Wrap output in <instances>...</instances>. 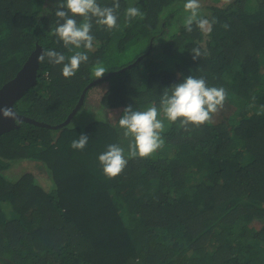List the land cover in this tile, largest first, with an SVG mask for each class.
Segmentation results:
<instances>
[{
    "label": "trees",
    "instance_id": "trees-1",
    "mask_svg": "<svg viewBox=\"0 0 264 264\" xmlns=\"http://www.w3.org/2000/svg\"><path fill=\"white\" fill-rule=\"evenodd\" d=\"M199 1L208 33L195 24L186 31V0H119L117 26L109 31L93 19V48L69 52L50 33L62 0H0V88L37 45L89 57L71 78L62 65L40 62L37 85L14 106L50 125L73 114L67 125L22 122L0 135V264H264V0ZM129 7L142 16L127 21ZM196 47L202 55L193 60ZM97 61L107 69L99 79L108 77L74 112L98 80ZM189 75L224 88L223 107L187 131L161 112L163 147L129 158L118 125L124 109H159L163 91ZM92 104L99 116L72 126ZM82 134L86 147L73 149ZM110 144L128 159L114 179L99 162ZM22 161L34 162L39 177L13 175Z\"/></svg>",
    "mask_w": 264,
    "mask_h": 264
},
{
    "label": "clouds",
    "instance_id": "clouds-1",
    "mask_svg": "<svg viewBox=\"0 0 264 264\" xmlns=\"http://www.w3.org/2000/svg\"><path fill=\"white\" fill-rule=\"evenodd\" d=\"M119 7V0H115L113 7H101L97 0H62L55 12L58 20L50 33L57 38V43L62 42L69 52L81 48L91 50L94 41L91 35L93 19L97 25L111 31L117 26L115 11ZM200 7L199 0H186L184 11L189 13L183 21L186 31H193L195 24L201 32H210L209 21L199 16ZM125 16L127 21H131L134 17L142 16V13L136 7H129ZM76 17H81L82 22L77 23ZM192 54L193 60L199 59L202 55L199 47L192 49ZM45 59L50 64L62 65V75L71 78L89 57L86 51H75L70 57H66L60 52L49 49L44 50L37 57L38 62H44ZM106 72L107 69L100 61H97L92 68V75L96 79L103 77ZM226 98L227 93L224 88L209 87L203 77L196 78L189 75L182 83L174 84L163 91L159 109L153 105L147 110L138 111L129 105L118 121L123 137L129 140L128 157L148 158L163 147L165 141L162 132L165 126L158 118L161 112L167 121L178 124L187 131L190 127L199 128L210 123L212 115L223 107ZM4 114L9 116L10 112L5 111ZM88 139L87 135L82 134L71 142V147L75 150H83ZM99 162L103 174L108 179H114L123 172L128 159L125 157L124 148L110 144L107 151L99 155Z\"/></svg>",
    "mask_w": 264,
    "mask_h": 264
},
{
    "label": "water",
    "instance_id": "water-1",
    "mask_svg": "<svg viewBox=\"0 0 264 264\" xmlns=\"http://www.w3.org/2000/svg\"><path fill=\"white\" fill-rule=\"evenodd\" d=\"M43 52L41 46L37 45L35 50L31 52L21 69L17 72L14 78L6 82L0 88V135L7 133L15 128H19L22 122H28L35 124L37 126L59 129L70 122L71 116L62 124L50 125L44 122H38L34 119L28 118L26 116L20 115L15 110V104L17 101L22 99V97L31 89L37 85V75L40 62H38L37 57ZM108 77V76H107ZM103 79H98L95 82L89 84L83 91L81 99L77 104L74 112H76L84 102L87 91L98 82ZM5 111L10 112L9 116H5Z\"/></svg>",
    "mask_w": 264,
    "mask_h": 264
},
{
    "label": "rangeland",
    "instance_id": "rangeland-1",
    "mask_svg": "<svg viewBox=\"0 0 264 264\" xmlns=\"http://www.w3.org/2000/svg\"><path fill=\"white\" fill-rule=\"evenodd\" d=\"M216 2V0H213ZM200 2V1H199ZM206 2H208V4L212 2V0H206ZM220 5L223 4V2H219ZM200 5L203 6V3L200 2ZM207 15V14H206ZM129 59V58H127ZM128 63H130V60L127 61H123L122 63H120V67L121 66H125L126 64L128 65ZM126 65V66H127ZM118 67V66H116ZM91 98L93 99V103L96 104V102L99 100V98L101 97L102 93L100 91L99 88L97 89H93L91 92ZM117 117L118 115H120V111L115 110V111H111V116ZM99 116V112L97 110V108L93 107V104L88 106L87 108L83 109L81 112L78 113L77 117L73 119L72 122V126H78V127H83L85 124L87 125V121L93 117H98ZM33 173L35 174L37 177H39V173L37 171L36 168V164L32 161H22L16 164V166L13 168L12 174L14 175H18V174H24V173Z\"/></svg>",
    "mask_w": 264,
    "mask_h": 264
}]
</instances>
